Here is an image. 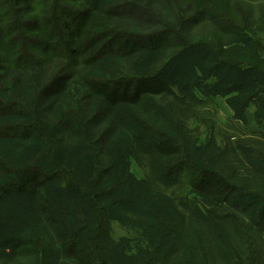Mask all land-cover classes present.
<instances>
[{
	"label": "trees",
	"instance_id": "trees-1",
	"mask_svg": "<svg viewBox=\"0 0 264 264\" xmlns=\"http://www.w3.org/2000/svg\"><path fill=\"white\" fill-rule=\"evenodd\" d=\"M77 1L0 0V118H26L23 123L0 126V138L18 131L21 137L34 133L47 140L39 149L46 159L26 161L32 160L21 167L19 180L0 184V194L23 196L42 190L53 195L41 198L35 211L37 224L44 228L41 244L63 250L68 264H262L264 151L250 146L249 139L234 141L230 136H222L223 144L213 136L202 142L198 129L189 128L198 104L206 103L203 96L212 94L205 82L194 80L197 68L189 74L191 80L186 78V68L177 76L175 70L168 74L160 67L150 69L151 74L137 71L115 73L112 79H86L83 86L97 100V107L86 118L85 109L74 100L57 111L53 122L59 132L52 128L66 135L64 143L60 134L56 140L45 122L31 116L36 110H47L48 104L41 105L44 99L67 89L73 79L67 70L72 66L147 52L160 61L175 46L177 36L169 27L152 32L118 29L119 21L114 20L119 14L140 8L133 1L103 8L104 0H90V8L78 9L71 5ZM252 1L260 0L198 3L225 27H234L239 39L230 40V31L221 29L205 37L198 30L190 32L208 54L201 56V63L226 69L225 75L213 73L226 84L216 86L215 94L241 93L240 107L244 110L253 102L258 123L264 126V56L259 53L264 45L250 15L240 21L236 15L240 8L245 13L243 2ZM151 22L166 26L161 21L137 24ZM258 29L264 34V21ZM162 37L166 40L160 41ZM182 42L187 48L194 43ZM41 52L53 57L41 59ZM56 59L69 64H57L47 75L45 66ZM155 98L160 100H149ZM106 106L120 111L112 128L124 143L117 140L112 145L110 139L106 146L112 129L97 119ZM131 160L145 170L142 181L131 175ZM184 188L189 192L183 194ZM110 220L141 228L144 249L138 244L132 254L127 241L115 243ZM16 233L17 229L3 244L22 255L26 250L20 248L32 245V239Z\"/></svg>",
	"mask_w": 264,
	"mask_h": 264
},
{
	"label": "rangeland",
	"instance_id": "rangeland-1",
	"mask_svg": "<svg viewBox=\"0 0 264 264\" xmlns=\"http://www.w3.org/2000/svg\"><path fill=\"white\" fill-rule=\"evenodd\" d=\"M129 1L137 3V6L140 8L137 10L128 8L130 10H124L123 15L119 14V17L114 20L119 21L117 25L118 29L132 32L139 30L152 32L169 27L172 33L177 36V40L172 36V40L174 39L176 41L175 46L171 48V53L168 51L169 56L161 58L159 61L156 56L147 52L148 54L145 53L144 56H139L137 54L126 58L110 56L102 58L91 65L82 64L81 66H72L67 70L73 74V79L68 84L67 89L51 98L44 99L41 105L48 104L47 110L45 112L36 110L31 116L40 120L42 123L45 122V124L50 127L47 132L49 135L55 134L57 140L58 134H60L58 133L59 127L53 121H55L57 117L58 110L67 104H71L74 100L75 103L77 102V104L83 107V110L85 109L84 117L86 118L88 116L87 113L91 115L97 107V100L92 98L88 90L83 86L86 79L90 77L112 79L115 73L130 75L137 71L144 74H151L150 69L153 67H160V70L167 71L168 74L175 70L174 72L177 73V76L183 74L186 68V78L191 80L189 74L194 67L197 68L194 80H197V82H205L207 84L206 90L212 94L203 96L206 99V103L202 106L198 104L197 117L189 118V128L198 129L199 140L202 142H206L213 136L218 144H223L224 141L222 140V136H230V139L234 141L249 139L247 141L250 146L257 147L264 151V126L258 123L257 107L253 102H249L243 110L240 107L243 97L241 93L238 92L230 93L228 91H219L218 93L220 94H215L216 92L214 91L217 89L216 86L221 88L226 87L224 86L226 84H224V80H221L220 77L213 76V73L220 72L222 75H225L226 69H222L218 64H213L212 62L201 63V56L206 52L203 50L202 46H198L201 44H195L197 39L194 38L190 32L198 30V32H201L200 35L205 37L216 29H221L224 32L230 31L229 39L235 40L236 37L239 39V35L235 32L237 30L234 29V27H225L224 23L221 22L222 20L215 17L211 11L206 10L204 7H198V3L201 0H104L101 7L110 8L112 4H126ZM71 5H75L77 9L80 7L88 8L91 5V1L87 0V2H83L79 0L77 2H72ZM241 5L245 8V13L243 8L236 11L238 21L247 17L249 14V20L255 21L254 27L258 31L257 37L262 40V44L264 45V34H259L261 30L258 29L260 21H264V1L243 2ZM149 12L152 13V16ZM93 13H95L94 15L96 17H100L101 15L95 9ZM179 16L181 18H179ZM137 21H161L163 24H166V26H158V24H156V26L152 24V22L149 25L140 26L137 24ZM162 39L166 40V38L162 37L160 41H162ZM185 40H190L194 43L187 48L182 42ZM259 53L264 56V51L260 50ZM209 55L211 56V54ZM38 56L41 59H50L53 57L51 53L44 52L39 53ZM205 56H208V54L206 53ZM198 57H200V60L199 63L196 64L195 61ZM51 63V66H45L47 75L55 70V65L58 64L57 67H59L60 65L67 66L69 64L58 59ZM64 72L65 70H63V73ZM13 76L16 77V74ZM8 84L9 82L6 83V86ZM15 89L16 86L13 85L12 93H14L13 91H15ZM157 99L160 100V98L149 100L154 101ZM146 108L147 107L143 110ZM134 110L137 112V107H135ZM119 112L118 108L106 106L97 117V119L105 123L110 130L112 129L107 134L106 146L109 141H111L110 139L114 140L112 145H116L117 140L124 143V137L117 136L112 128V124H114L113 127L116 126L115 121L117 120V114ZM25 120L26 118L20 116L0 118V126L23 123ZM52 127H56L58 132ZM16 133L17 134L14 136L0 138V184H5L6 182L18 178L21 167L32 162V160L27 163L26 161L32 158H42L43 161L46 159V156L39 152V149L41 144H44L47 140L34 133L30 138L21 137L20 134H22V132L17 131ZM60 135V141L64 143L66 135ZM111 135L115 136L110 138ZM139 158L145 161L142 155H140ZM129 169L136 181L145 179V170L137 164L135 160H131ZM17 180L19 179L15 181ZM47 192L39 190L37 193H28L23 196L0 194V222H2V225H0V264H68L67 262L69 260H66L67 257L63 250L55 246V248L51 246L45 249L41 244V241L44 240V228H41L37 224L38 215L35 211L37 205L40 204L41 198L48 195ZM188 192V188L182 190L183 194ZM48 197L52 198L53 195H48ZM15 220H18V222H15ZM15 229H17L16 234L26 233L30 235L32 239V245L20 248L26 250L22 255H17L16 252L13 253L9 251V248L3 244V239L13 235L12 233ZM109 229L110 237L115 243L124 240L127 241V244H130L128 249L130 253L133 254L137 251L138 244L144 249L146 243L144 242L143 230L136 224L130 222L120 223L117 220H110ZM262 264H264V260Z\"/></svg>",
	"mask_w": 264,
	"mask_h": 264
}]
</instances>
